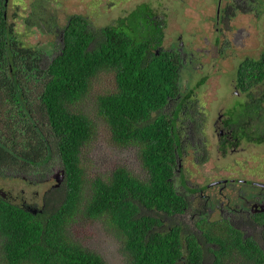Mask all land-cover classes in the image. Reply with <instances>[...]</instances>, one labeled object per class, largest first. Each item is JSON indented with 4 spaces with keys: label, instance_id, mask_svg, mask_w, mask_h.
<instances>
[{
    "label": "trees",
    "instance_id": "trees-1",
    "mask_svg": "<svg viewBox=\"0 0 264 264\" xmlns=\"http://www.w3.org/2000/svg\"><path fill=\"white\" fill-rule=\"evenodd\" d=\"M23 1L26 27L51 35V52L19 38ZM242 2L221 7L219 24L228 28L238 13L254 11L253 3ZM55 3L0 0V175L43 184L56 165L65 172L60 187L45 191L38 211L0 193V264H108L72 238L70 225L80 215L115 229L128 264H264V212L254 216L262 229L258 239L223 215H205L210 201L200 216L187 211L192 200L176 182L185 142L178 128L189 119L201 129L205 119L189 107L193 90L181 86L190 65L184 49L163 46L165 26L154 9L142 3L121 25L96 27L82 14H70L61 25ZM102 71L114 72L117 89L98 97L96 113L116 145L138 148L146 178L119 166L109 179H93L86 198L82 152L94 141L97 123L79 106ZM263 84L264 52L240 60L236 86L246 99L225 119L232 139L222 144H264ZM201 154L205 163L206 145Z\"/></svg>",
    "mask_w": 264,
    "mask_h": 264
},
{
    "label": "rangeland",
    "instance_id": "rangeland-1",
    "mask_svg": "<svg viewBox=\"0 0 264 264\" xmlns=\"http://www.w3.org/2000/svg\"><path fill=\"white\" fill-rule=\"evenodd\" d=\"M54 1L57 2L54 7L61 11V25L65 24L70 14H82L96 27L109 23L121 25V19L130 15L140 4L148 3L156 13L154 19L164 22H162L165 26L163 46L177 49L182 45L184 49L186 62L190 65L182 70L181 86L183 91L193 90L189 107L205 119L200 138L208 148V160L205 163L201 162V153H191L190 157L184 156V168L177 173L176 180H186L188 188L196 187L198 191L206 188L209 181L219 177L234 179L236 182L234 185L241 186L242 191H250L247 189L253 186L252 183L255 185L256 182L264 183V144L243 140L237 146L226 142L225 148H221L217 127L222 124V119L228 118L229 112L237 102L246 99L245 93L236 86L238 63L246 57L258 58L264 52V0L253 2V12L238 13L228 28L222 24L217 26V16L219 7H224L231 0ZM21 5L22 18L17 21L19 38L28 44L38 45L48 53L51 52L56 47L52 42V36L39 29L29 30L23 21L29 10L28 2L23 1ZM247 6L252 5L248 3ZM228 40L234 43V47L225 45L224 42ZM222 48L223 51H219ZM191 61L200 64H197V67ZM205 78V82L197 86V83ZM116 89L114 72L102 71L93 80L89 93L79 106V109L88 113L97 123L94 141L82 152L87 181L86 198L91 193L93 179L100 177L107 180L119 166L127 168L141 178H146L138 148L116 145L112 141L107 123L96 113L98 97L112 93ZM189 123L190 120L187 119L183 127H188ZM184 141L190 144V150L201 145L198 139ZM61 169L59 164L56 165L50 175H58ZM53 183L55 179L43 184H29L17 177L0 175V186L10 193L15 202L22 203L24 199L37 211L44 204L45 191L50 189ZM216 191L217 188L209 187L204 193L213 195ZM225 192L228 193L229 190ZM231 214L230 212L228 215ZM260 229L258 227L254 231L258 239ZM69 231L74 240L100 253L108 264H128L122 250V240L115 229L107 225L103 219H91L80 215L72 222ZM210 261L211 259H208L206 264H210Z\"/></svg>",
    "mask_w": 264,
    "mask_h": 264
},
{
    "label": "flooded vegetation",
    "instance_id": "flooded-vegetation-1",
    "mask_svg": "<svg viewBox=\"0 0 264 264\" xmlns=\"http://www.w3.org/2000/svg\"><path fill=\"white\" fill-rule=\"evenodd\" d=\"M232 1L235 2V0H232ZM241 1H243L242 2L243 4L249 3L250 5H252V3L255 0H241ZM221 9L222 8L219 7L218 16H217L218 18L220 17ZM219 23L220 21H217V25H219ZM179 48L182 49V45H179ZM221 122L223 126H221L222 124L217 125V127H219V136H220L219 145H221L220 146L221 148L222 147L225 148L226 144L222 146L223 138H228L231 140L232 139L231 131L225 126L224 119H222ZM184 123H186V121H184ZM179 130H181L180 136L182 139H185V140L190 139L192 141L198 139V143L201 144L200 145L201 147H193L190 150L189 143L184 142L181 144L182 152H180L179 157H178L179 168L177 169V173H180L184 168V163H183L184 156L190 157V155H192L191 153L193 154L201 153V151L203 150V146L206 145L205 142L202 143V138H200V136H202L201 135L202 127L201 129H198L195 127L194 124L190 122L188 127H183V125H181V129ZM192 145H195V144L192 143ZM206 149L208 150L207 147ZM23 179L27 182V178L24 177ZM184 181L185 183H183L182 179H179L178 181L176 180L177 186L180 189H184L185 192H187L188 197L192 200V203L190 207L187 208V211L188 209L193 210L194 212L196 211L197 214H199L200 216L202 213L203 203H207V205H209V201H210V204H212V206L205 213V215L210 214L211 217H216V215H223L224 217L228 218V220L232 224H234L236 228L240 229L244 233L245 236H255L254 231L256 230V228L258 227L260 228V225L255 220L254 216L258 213L264 212V186L263 185H261L260 183H257L255 185L254 183H252L253 186L247 189V190L250 189V191H242L241 186L234 185L236 183L234 179L219 177L217 179H213L209 181L207 187L206 188L203 187V189H201L200 192L193 193V191L191 190V187L190 188L187 187L188 182L186 180ZM53 185L54 183L52 184V187ZM209 187L217 188L218 191H216L213 195L205 194L204 191L209 189ZM192 188H196V187H192ZM227 189L229 190L228 193L225 192V190ZM253 189H257V190L254 191ZM198 194L201 195V197H199ZM5 197H8L10 199L11 198L10 193H7ZM22 204L32 207V205L27 203L24 199H23ZM33 211L37 213L35 209ZM230 212L232 214L228 215ZM181 219H183V217H181ZM261 231L262 229H260V233Z\"/></svg>",
    "mask_w": 264,
    "mask_h": 264
},
{
    "label": "water",
    "instance_id": "water-1",
    "mask_svg": "<svg viewBox=\"0 0 264 264\" xmlns=\"http://www.w3.org/2000/svg\"><path fill=\"white\" fill-rule=\"evenodd\" d=\"M64 169H61L59 171V174L58 175H54V177L57 179L58 183L55 185V186H60L61 183H63V180H64ZM263 186H264V183H261ZM0 193L3 195V196H6V193L2 190H0Z\"/></svg>",
    "mask_w": 264,
    "mask_h": 264
},
{
    "label": "clouds",
    "instance_id": "clouds-1",
    "mask_svg": "<svg viewBox=\"0 0 264 264\" xmlns=\"http://www.w3.org/2000/svg\"><path fill=\"white\" fill-rule=\"evenodd\" d=\"M53 179H55V183H54V187H60V186H55L57 183H58V181H57V179L54 177V174L53 175H51L50 176V180H53ZM26 182V181H25ZM256 183H258V182H256ZM261 184V183H260ZM262 185V184H261ZM49 190V189H48ZM5 192V191H4ZM6 193V195H7V192H5ZM5 197V196H4ZM212 261V260H211ZM211 261H210V264H211Z\"/></svg>",
    "mask_w": 264,
    "mask_h": 264
}]
</instances>
